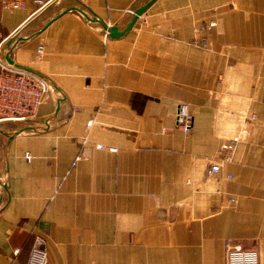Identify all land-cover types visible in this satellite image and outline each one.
Masks as SVG:
<instances>
[{"label":"crops","instance_id":"0c3cea01","mask_svg":"<svg viewBox=\"0 0 264 264\" xmlns=\"http://www.w3.org/2000/svg\"><path fill=\"white\" fill-rule=\"evenodd\" d=\"M146 1L0 0V49L28 37L7 50L58 89L46 131L0 134V264L34 235L47 264H226L227 241L264 264V0H157L120 39L62 14L122 28Z\"/></svg>","mask_w":264,"mask_h":264},{"label":"built area","instance_id":"2783aa9c","mask_svg":"<svg viewBox=\"0 0 264 264\" xmlns=\"http://www.w3.org/2000/svg\"><path fill=\"white\" fill-rule=\"evenodd\" d=\"M4 7L16 10L24 6L21 2H6ZM38 53L43 54L44 49L39 48ZM51 92L50 86L44 80L10 67L0 53V124L27 125L29 121L36 118L40 106ZM176 119L181 131L185 134L191 133L194 120L188 105L179 106ZM252 119H256V116L253 115ZM240 141L241 136H237L221 146L218 163L212 165L211 174L219 173L224 164L232 163ZM225 249L226 264H259V256L254 249L244 248L231 241L225 243ZM47 261L45 241L42 237L34 235V244L28 264H47Z\"/></svg>","mask_w":264,"mask_h":264},{"label":"water","instance_id":"95a60500","mask_svg":"<svg viewBox=\"0 0 264 264\" xmlns=\"http://www.w3.org/2000/svg\"><path fill=\"white\" fill-rule=\"evenodd\" d=\"M157 0H147L146 3L135 10L130 11V13L128 14L129 16V22L128 24H126V26L124 27H119L117 25L114 26H110L109 24H107L105 21H103L102 19H100L94 12H91L90 10L84 11L78 8H71L68 10H65L64 12H62V14L67 13V12H71V11H75L78 12L79 14H81L87 21L97 24L99 25L104 33L105 36L107 38L110 39H120L122 37L127 36L132 29L134 28V26L136 25V23L140 20L141 17L144 16V14L146 13V11L156 2ZM61 14V15H62ZM54 21V20H52ZM28 37H20L18 35L13 36L11 39H9L0 49V53L2 58L4 59V61L12 68L22 71V72H26V73H30L33 74L37 77H39L40 79L44 80L51 88V90H57L55 84L52 82V80L50 78H48L47 76L41 74L40 72H37L36 70H33L29 67H25L22 65H19L15 62V60L12 58V51L7 50L8 48L11 47H16L17 44L19 42H22L24 40H28ZM63 98L59 99L57 101V106L58 109L60 108V104L63 102ZM57 109V112H58ZM57 114H55L56 116ZM54 116V117H55ZM54 117L51 118H43L40 120H31L28 122L27 125H20V124H15V123H2L3 124H8V125H17L20 126V128H18V130H16L15 132L12 133H5L3 131L0 130V134H6L8 135V137L10 138V140L14 139L15 137H17L20 134L26 133V132H41V131H46L47 128L50 126L51 121L53 120ZM39 125H42L41 127ZM2 188L6 189L7 186L4 185L2 182H0Z\"/></svg>","mask_w":264,"mask_h":264}]
</instances>
